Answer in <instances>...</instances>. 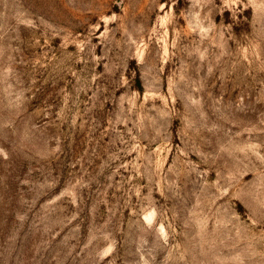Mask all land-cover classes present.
<instances>
[{"label":"rangeland","instance_id":"1","mask_svg":"<svg viewBox=\"0 0 264 264\" xmlns=\"http://www.w3.org/2000/svg\"><path fill=\"white\" fill-rule=\"evenodd\" d=\"M0 264H264V0H0Z\"/></svg>","mask_w":264,"mask_h":264}]
</instances>
